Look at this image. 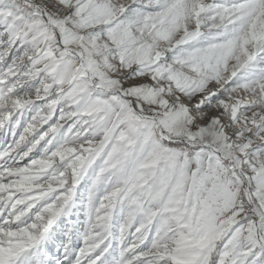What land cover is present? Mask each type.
<instances>
[{
	"label": "snow or ice",
	"instance_id": "snow-or-ice-1",
	"mask_svg": "<svg viewBox=\"0 0 264 264\" xmlns=\"http://www.w3.org/2000/svg\"><path fill=\"white\" fill-rule=\"evenodd\" d=\"M0 264H264V0H0Z\"/></svg>",
	"mask_w": 264,
	"mask_h": 264
}]
</instances>
